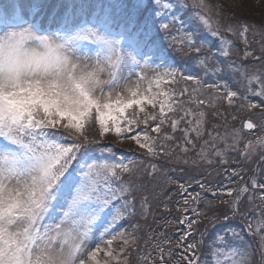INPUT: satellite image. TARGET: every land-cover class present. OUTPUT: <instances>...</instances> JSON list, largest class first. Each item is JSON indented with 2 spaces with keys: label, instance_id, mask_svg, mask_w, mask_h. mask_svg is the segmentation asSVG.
<instances>
[{
  "label": "snow or ice",
  "instance_id": "1",
  "mask_svg": "<svg viewBox=\"0 0 264 264\" xmlns=\"http://www.w3.org/2000/svg\"><path fill=\"white\" fill-rule=\"evenodd\" d=\"M187 9L186 0H176L175 4L151 0L149 6L138 2L129 6L126 0H69L55 29L43 27L36 14L26 15L23 7L0 12V264H126L125 249L135 245L136 237L117 230V226L135 213L132 186L122 180L123 174H132L135 161L111 160L114 153L110 145L99 149L101 156L95 158L92 152L97 149L92 145L111 134L119 143L135 141L150 158L171 156L157 140L165 125L173 131L179 126L180 120L170 113L183 111L181 119L191 115V108L185 109L180 97L187 95V103L197 106L214 105L211 100L198 98L204 88L201 78L175 67L168 48L181 56L195 53L193 59L201 71L215 75L222 68L219 61L213 65V58L227 60L232 54L231 42L222 35V29L232 35L239 29L245 45L249 43L250 25L240 21L222 25L219 19L213 20L206 0H191L190 19L196 22V30H185L180 13ZM216 16H220L218 10ZM176 25V33L169 35ZM200 30L218 40L216 51L200 55L206 47L203 40L197 43ZM158 33L166 34L167 48L154 38ZM249 56L264 61L246 48L244 58ZM228 67L233 68V63ZM236 70L248 80V91L264 98V79ZM105 73L108 79L102 78ZM180 80L190 81L194 87L177 92L175 85ZM253 81L260 85L259 91L250 87ZM207 87L222 91L218 98L230 106L238 98L226 83L217 81ZM116 89L120 90L114 92ZM247 106L260 107L254 103ZM199 116L203 118L205 113L201 111ZM201 122L183 129L186 145L194 143L190 131L201 134ZM244 127L254 129L256 125L249 120ZM163 139L173 137L165 133ZM256 143L264 147V138ZM251 147L249 141L245 149ZM188 150L181 148L182 152ZM197 155L207 158L203 151ZM150 168L149 175L158 170L156 164ZM233 175L239 173L233 170ZM200 187L209 190L203 183ZM251 187L264 189V183L258 184L253 178ZM180 188L187 191L184 184ZM248 191L247 184L228 189L226 195L232 197L229 211L206 217L213 225L217 221L226 225L211 242L210 252L217 262L249 264L246 250L237 243L243 237L230 224L242 215L241 201ZM212 195H216L215 190ZM192 199L198 202L199 193ZM260 199L264 201V194ZM192 211L197 217L206 215L196 208ZM185 220L188 231L177 245L183 249L187 264H198L195 250L203 244V234L199 241L190 240L193 225L199 221L185 217L180 222ZM262 228L264 220L255 232L248 221L245 231L259 234ZM93 241L95 246L88 250ZM115 241L125 247L117 251ZM261 248L264 250V243ZM157 249L161 264H167L164 249L159 244ZM150 256L142 259L153 264ZM168 256H172L171 250Z\"/></svg>",
  "mask_w": 264,
  "mask_h": 264
},
{
  "label": "rangeland",
  "instance_id": "2",
  "mask_svg": "<svg viewBox=\"0 0 264 264\" xmlns=\"http://www.w3.org/2000/svg\"><path fill=\"white\" fill-rule=\"evenodd\" d=\"M41 2H46L44 8L40 6ZM68 2L69 0H0V12L11 11L8 5L23 7L26 15L29 12L36 14L37 19H39L43 27L55 29L60 22V17L64 14L65 5ZM126 2L129 6L137 2L142 6L151 5V0H126ZM171 2L175 4L176 0H171ZM186 2L189 4V9L181 11L180 15L185 20V30L192 29L195 31L196 22L190 19L191 0H186ZM206 3L211 6L213 20L219 19L222 25L235 24L237 21L246 22L250 25L249 28H252L250 33L252 45H255V49L259 51L256 52L257 56L264 57V50H262V46H264V10H262L264 8V0H206ZM254 3L255 6L253 5ZM5 7H8L7 10H5ZM217 10L220 12L219 17L216 16ZM213 26L215 27V24ZM177 27L179 25L174 26L170 30L169 35L175 34ZM238 32L239 29L236 35H232L224 33L222 29V35H225L231 42L232 54L227 60L223 57L213 58V65L219 61L222 68V71L215 75L211 73L205 75L201 71L193 59L196 55L195 53L181 56L173 49L168 48L170 62L174 63L175 67L185 74L198 75L201 78L204 88L198 98L211 100L214 105L197 106L194 103H187V95L180 97L184 102L185 109L191 108V115L181 119L183 111L170 113V117L180 120L179 126L175 131L170 126H164L162 129V132H168V135L173 137L172 140L175 139L176 141L173 149H168L171 153V156H168L171 162L168 168L169 178L179 179L180 181H175V183L180 184L173 188L174 192L179 194L177 202H181V205H185L184 201L186 199L194 202V205L189 207L190 209L185 208L187 211L182 210V208H177L176 211L182 210L183 212H187L189 218L194 216V220L199 221L193 225L195 231L194 235L189 237L190 240L195 239L199 241L201 234H203V244L198 245L195 250L199 257L198 264H214V262L215 264H225V261L222 259L218 262L216 261V257L211 254L210 248L213 238L217 233L223 232L226 225L222 221H217L213 225L206 217L214 215L222 216L228 212L232 203V197L226 195L227 190L239 189L244 184L248 185L249 191L241 201L242 215L230 221V224L232 229L243 237L242 241H238L237 243L238 247L246 250L249 264H264V250L261 248L262 243H264V228L260 230L259 234L249 235L245 231L248 221L251 222L255 232L259 222L264 220V201L260 199L261 194H264V189H253L251 187V179L253 178L258 184L264 183V147L256 143L258 138H264V98L249 92L248 80L241 76L240 71L236 70L237 68L246 70L248 76L255 74L260 75L264 79V61L253 59L251 56L247 59L244 58V52L248 44L245 45ZM165 35V33H158L154 38L167 48L168 41L164 39ZM196 40L197 43L203 40L206 44L205 50L200 53L201 56L207 55L209 51H216L219 47L218 40L203 30L197 33ZM229 62L233 63V68L228 67ZM89 63L91 64L92 62L89 61ZM148 75L151 76L152 73L149 72ZM102 78L108 79L107 73ZM135 79L136 77L133 76L132 80L135 81ZM217 81L221 84L226 83L229 89L238 93V98H234V103L231 106L225 99L218 98L223 95L222 91L218 93L214 89L207 87L208 84H216ZM185 87L190 90L194 85L190 81L185 82L183 80H180L175 85L177 92ZM250 87L253 91L260 90V85L255 81L251 83ZM119 90L116 89L114 92ZM249 103L260 105V107L249 109L247 106ZM201 111L205 113L203 118L199 116V112ZM189 120H191V124L187 123ZM249 120L256 127L246 130L244 124ZM197 121H202L199 125L201 134L197 136L196 132L190 131V138L194 143L186 145L183 129H191L196 125ZM206 125L209 129L206 128ZM92 134L94 135L95 133L93 132ZM72 135L75 134L72 133ZM249 141L252 142V147L246 150L245 145ZM108 145L113 149L114 154L111 155L110 159L114 161L123 160L127 162L130 159L127 155H131L132 157H135V154L144 155V159L135 163L131 175H122L123 182L132 186V196L135 201V213L127 216L117 226V230L126 231L136 237L135 245H129L125 249V255L128 257L126 264H148V260L142 259V257L149 253H151L149 259L153 264H161V253L157 249V244L161 246L164 239L161 234L162 231L159 230L162 224L161 220L153 224L156 211H152V208L156 206L155 204L160 205L158 200L161 198L158 199L157 196L163 187L159 180L161 178L157 172L153 175L148 174L151 168L146 150L138 147L135 141L130 139H125L122 143H119L115 136L109 134L100 139L99 144L92 145V148L97 149V151L92 152V156L95 158L100 157L101 152L99 149ZM183 147H187L189 150L182 152L181 148ZM202 151L206 154V159H201L197 155ZM216 152H221L222 155L218 156L215 154ZM103 155L109 156L108 153H103ZM121 155L122 157H120ZM177 157H179V161H177ZM184 160L188 161L187 164L183 163ZM207 160H211L212 162L208 163ZM233 170L239 173V175H233ZM153 179L155 180L153 181ZM153 182L155 183L154 185L152 184ZM201 183L206 185L209 190L201 189ZM170 184L175 185L174 182ZM181 184L185 185L187 191L180 188ZM212 190H215V196L212 195ZM196 193H199L200 196L198 202L192 199ZM235 195L236 192L233 191V197ZM171 197H173V194ZM181 197L184 198L180 200ZM221 201H227V203H221ZM168 203H170V200L164 198L163 206H167ZM193 208L206 215L197 217L192 211ZM189 211L191 214H189ZM163 213L167 214L166 211H163ZM167 217L168 214L165 219ZM184 219L185 217L182 216V219L177 221L172 227L167 226V229L173 232L171 234L173 239L171 244H169L172 257H168L167 264H187V261H184L182 258L183 249L177 245V241L183 235L180 232L181 228L183 232L188 231L187 220L183 224L180 222ZM171 223L169 218L167 225ZM149 224H151L152 229L148 228ZM149 230L151 232H148ZM231 242L230 240V244ZM95 243L93 241L88 245V250H91L95 246ZM113 247L119 251L125 246L120 241H115ZM99 259L103 262V253L100 254ZM122 264H124L123 261Z\"/></svg>",
  "mask_w": 264,
  "mask_h": 264
},
{
  "label": "trees",
  "instance_id": "3",
  "mask_svg": "<svg viewBox=\"0 0 264 264\" xmlns=\"http://www.w3.org/2000/svg\"><path fill=\"white\" fill-rule=\"evenodd\" d=\"M253 5L255 6V3ZM262 10H264V8H262ZM263 29H264V26H263ZM251 31H252V28H249V34L247 33V39L249 41L247 49L251 50L254 56H257L258 54H256V52H259V51H257V49H255V45H252V40H251V35H250ZM251 58H252V56H251ZM167 126L168 125H165V127H167ZM206 128H208L207 125H206ZM161 133L162 134H160V138L157 140V144L158 145H163L164 146V151L169 152L168 149L169 150L171 148L173 149V147L176 144L175 143L176 141H175V139L174 140H172V139H170V140L163 139L164 134L166 132H161ZM150 134L152 136H156L155 133H150ZM167 134H168V132H167ZM127 156H129L131 160H134L135 163H137L141 159H144V155L135 154V157H132L131 155H127ZM120 157H122V155ZM146 157H148V156H146ZM149 159H150L149 165L156 164L158 166L157 174L161 178V179H159L160 182H161L160 184L163 185V187L161 189V192H159V194L157 196L158 199L161 198V199L158 200L159 201L158 203H160V205L159 204H155L156 206H154L152 208V211H156L155 215H154V218H153V224H155V222L161 220V224L162 225L159 228V230L162 231L161 234H162V237L164 239H163V242H162L160 247H162L164 249V252H165L164 253V256H165L164 260L168 261V257H169L168 256V252H169V250H171V248L169 247V244H171V242H172L173 237H172L171 234L173 232L170 231V229H167V226L168 227H172L175 223H177V221L182 219V216L183 217H188L189 215L187 214V212H183L182 210L185 211L186 207L189 208L191 205L193 206L194 202L189 201V203H187L185 205H181L180 204L181 202H177V200H179V197H178L179 194L177 192L175 193L173 188H175L178 184H180V183H175V181H178V182H180V181H179V179L176 180V179H170L169 178V168L168 167L170 166L169 163H171V162L169 161V157L168 156H165V155L161 154L158 158H150L149 157ZM154 180L155 179H153V181ZM171 182H174L175 185L170 184ZM152 184L154 185L155 183L153 182ZM172 194H173V197H171ZM164 198H167V200H170V203H168V205L165 206V207L162 204ZM183 198L184 197H181L180 200L183 199ZM161 200H162V202H161ZM161 204H162L163 207L161 206ZM177 208H182V210L178 212V211H176ZM163 211L167 212V214H168L167 219H165L167 214L163 213ZM189 214H191L190 211H189ZM169 218H170L172 223L170 225H167ZM191 219H194V216H191ZM148 228L152 229L151 224H149ZM176 229L178 230V228H176ZM148 232H151V230H149ZM180 232L182 234L185 233V232H183L182 228H181ZM165 241H168V242L165 243ZM171 257H169V258H171Z\"/></svg>",
  "mask_w": 264,
  "mask_h": 264
},
{
  "label": "bare ground",
  "instance_id": "4",
  "mask_svg": "<svg viewBox=\"0 0 264 264\" xmlns=\"http://www.w3.org/2000/svg\"><path fill=\"white\" fill-rule=\"evenodd\" d=\"M45 4H46V2H41V5L40 6L44 8ZM8 7H9L10 10L13 8L10 5H8ZM8 7H5V10H7Z\"/></svg>",
  "mask_w": 264,
  "mask_h": 264
},
{
  "label": "water",
  "instance_id": "5",
  "mask_svg": "<svg viewBox=\"0 0 264 264\" xmlns=\"http://www.w3.org/2000/svg\"><path fill=\"white\" fill-rule=\"evenodd\" d=\"M246 130H250V129H247V128H245Z\"/></svg>",
  "mask_w": 264,
  "mask_h": 264
}]
</instances>
